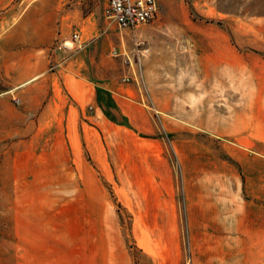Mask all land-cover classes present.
I'll list each match as a JSON object with an SVG mask.
<instances>
[{
    "label": "rangeland",
    "instance_id": "rangeland-1",
    "mask_svg": "<svg viewBox=\"0 0 264 264\" xmlns=\"http://www.w3.org/2000/svg\"><path fill=\"white\" fill-rule=\"evenodd\" d=\"M107 2L59 6L98 24L83 50L61 51L85 56L68 127L59 87L40 121L0 75V264L80 236L125 244L133 264H264V236L217 234L218 208L227 230L239 206L264 217V0H158L135 31ZM116 97L152 123L116 126L129 123Z\"/></svg>",
    "mask_w": 264,
    "mask_h": 264
},
{
    "label": "crops",
    "instance_id": "crops-1",
    "mask_svg": "<svg viewBox=\"0 0 264 264\" xmlns=\"http://www.w3.org/2000/svg\"><path fill=\"white\" fill-rule=\"evenodd\" d=\"M61 2L62 0H0V75L9 80V93L20 90L18 93L24 112L38 113L40 121L56 109L59 87L62 96L68 101L64 106L65 126L68 127L71 108H78V105L69 101L76 99L79 84H83L79 65L85 56H73L65 60L64 53L58 52L55 56L58 64L56 69L60 68L51 72L49 48L56 40L69 39L75 31H79L84 38V27L90 34H95L98 24L91 14L84 15L76 9L61 10ZM115 94L120 95L119 92ZM115 100L117 111L129 122L127 125L117 123L116 126L133 130L142 128L143 123L136 122V116L139 115L141 119L144 116V124L151 122L148 112L141 107L125 102L123 98L116 97ZM250 211L251 206L235 208L232 212L235 225L233 229L227 230L226 209L218 208V236H264V217L252 216ZM42 249L46 247L43 245ZM47 250L49 255L42 256L41 260L36 259L35 264H133L125 244L115 253L113 239L107 240L104 236L102 240H98L97 236H80L70 243L49 244Z\"/></svg>",
    "mask_w": 264,
    "mask_h": 264
},
{
    "label": "built area",
    "instance_id": "built-area-1",
    "mask_svg": "<svg viewBox=\"0 0 264 264\" xmlns=\"http://www.w3.org/2000/svg\"><path fill=\"white\" fill-rule=\"evenodd\" d=\"M158 10L157 0H108L105 14L119 28L135 31L142 25L154 22L158 15ZM86 44L79 31L73 32L67 40H56L51 48L52 55L50 52L52 56L51 70H54L58 65L53 56L56 52L63 51L73 54L83 50Z\"/></svg>",
    "mask_w": 264,
    "mask_h": 264
}]
</instances>
